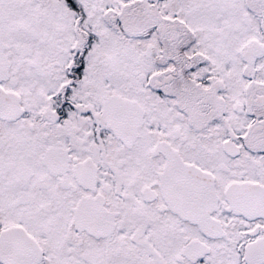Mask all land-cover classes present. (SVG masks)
Segmentation results:
<instances>
[{
  "label": "snow or ice",
  "instance_id": "6c2138e0",
  "mask_svg": "<svg viewBox=\"0 0 264 264\" xmlns=\"http://www.w3.org/2000/svg\"><path fill=\"white\" fill-rule=\"evenodd\" d=\"M0 264H264V0H0Z\"/></svg>",
  "mask_w": 264,
  "mask_h": 264
}]
</instances>
